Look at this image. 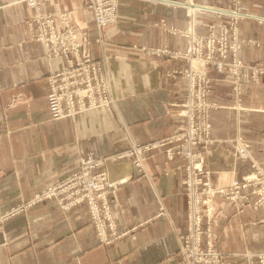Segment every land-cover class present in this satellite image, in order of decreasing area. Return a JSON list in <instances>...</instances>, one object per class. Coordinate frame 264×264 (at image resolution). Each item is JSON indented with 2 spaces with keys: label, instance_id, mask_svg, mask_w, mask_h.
Masks as SVG:
<instances>
[{
  "label": "crops",
  "instance_id": "1",
  "mask_svg": "<svg viewBox=\"0 0 264 264\" xmlns=\"http://www.w3.org/2000/svg\"><path fill=\"white\" fill-rule=\"evenodd\" d=\"M169 1L120 0L116 23L105 27L102 42L92 43L94 57L106 55L116 106L56 119L45 78L63 60L46 59L42 43L29 38L25 18L33 10L24 0H0V213L72 174L87 151L108 155L128 148L131 141L144 143L176 130L178 77L167 78L165 73L178 59L144 51L168 42L156 22L160 17L188 25L186 8ZM195 1L227 6L229 0ZM242 7L249 17L240 21L239 35L257 43L246 45L243 58L264 61V0H243ZM39 9L69 10L75 29L85 27L91 39L97 35L83 0H44ZM170 44L182 50L185 39L177 35ZM261 84L245 94L247 110H212L211 134L223 138L239 129L251 140L253 157L264 169ZM219 94L212 99L223 101ZM209 160L217 185L245 171L226 143H219ZM180 163L154 151L147 158V173L127 159L108 164L111 178L131 177L116 189L111 211L117 236L107 244L96 239L84 204L63 211L46 200L11 214L0 224V264H175L184 228L182 172L176 168ZM224 206L217 228L222 235L216 237L227 264H240L244 253L264 251V235H259L264 222L258 221V214L249 208L235 212L231 203Z\"/></svg>",
  "mask_w": 264,
  "mask_h": 264
},
{
  "label": "rangeland",
  "instance_id": "2",
  "mask_svg": "<svg viewBox=\"0 0 264 264\" xmlns=\"http://www.w3.org/2000/svg\"><path fill=\"white\" fill-rule=\"evenodd\" d=\"M42 1L44 0H40L38 5L31 7L28 5L27 1L24 0L25 5L33 10V14L25 18L28 36L30 39L42 43L46 59L49 60L54 57H60L63 60V64L59 69L51 71L46 76V86L48 76L65 67L64 72L65 76H67L69 85L67 84V81H62L60 84L67 85L68 88L73 91L71 95L74 97L76 102L82 101V104L85 105L86 103L93 101V104H91L92 107H86L84 110H79L77 113L73 114V116L69 117H74L77 114L95 108L115 107L116 98L112 95L111 78L108 72L106 55L101 54L98 57H94L92 53V43L102 42L104 39L103 30L108 24L102 29L98 30L93 20V26L97 31V35L92 39L88 36L87 29L85 27L81 29L76 28L77 30L73 27L76 39L82 41L83 43L82 47L85 50L83 55L88 57L87 60L89 62L87 64H82L79 63L78 60H75L73 63L68 64L67 58H70V56L66 58L63 54H58L55 49H50L49 53H47L46 47L44 45L45 37L40 38L41 32H31L28 27V21L30 18L34 17L33 15L35 10L39 11L43 15L49 14L42 13L40 11L39 5ZM173 1L174 0H170L169 2L173 4ZM119 2L120 0H118L116 17L114 21L109 24L116 23L117 21L118 10L120 6ZM192 2L196 3L195 6L200 8L212 6L216 8L237 11L245 15H235V17L230 13L223 14L202 9L189 11L186 6H183L186 8L184 9L188 19V25L186 27H181L180 25L173 22L169 23L164 17H160L156 21L158 25H161L162 35L167 39L168 42H165L162 47H149L144 51H146L147 55L155 56L162 53L169 55L173 59H178V65L170 68L168 72L165 73V77L167 78L171 76H173V78L178 77L176 89L179 99L175 102V106L177 108L176 130L168 135L159 137L157 139H152L144 143H136L131 141L128 148L116 153L97 156L92 152L87 151L82 154H90L95 158L99 157L101 159L115 157L114 159H118L117 161L127 159L134 169H138L144 173L146 172L145 169L147 168V158L152 155L154 151L161 152L168 161H173L175 159L181 160V163L177 165L176 168L180 169L182 172L181 183L183 187L182 196L184 207V228L181 232H179L178 235V249L175 264H189V262L192 260L190 257L187 258L180 256L179 240L180 236L183 233H186V229H188V209L185 182L190 181L195 188H199V185H196V174L198 173V168L201 170H209L210 181L213 185L218 187L227 186L233 178H240L244 174L250 172L254 167H257L264 172L260 161L253 157V144L251 140L248 139V137H246L239 129H234L229 136L223 138L213 137L211 134L212 110L223 108L228 109L236 114L240 111L247 110L250 107L246 105L247 103L244 97L245 94L252 87V85L256 88L262 85L261 83H264V61L247 62L244 60L242 55V51L245 47L251 46L252 44H257L252 39H243L239 35L240 21L248 18L249 16L246 15L249 14L242 7L243 0H229L227 6L198 3L195 0H192ZM83 4L86 7L85 0H83ZM58 11L60 13L67 12V14L63 13L64 15L57 14L55 16L54 28L60 30L62 29L61 20L67 19V21L70 22L68 18L70 11ZM57 12L51 14L55 15ZM55 21L59 22L60 25L56 26ZM233 26H235L234 31ZM177 35L185 39V47L182 50L175 49L170 44L172 39ZM225 39H227L226 42H224ZM80 61L84 60L80 58ZM86 72L88 75L91 74V76H82ZM77 89H82V93L77 94L75 92ZM218 92L220 93L219 95L223 96V101L218 102L212 99V95ZM204 120L206 123H204ZM201 128L208 129V139L199 136ZM189 134L194 135L193 137L199 136L197 138H193L194 140L191 148V156H187V151L189 149L188 145L189 142H191L190 138H192L188 137ZM152 143L163 144L151 148L146 146L151 145ZM219 143L228 144L232 155L242 164V166L245 167L244 172L239 175H233L228 180V182L223 185L214 184L212 181V168L210 167L209 160L214 149L217 148ZM165 145H167V147H165ZM122 154L129 156L122 157ZM117 161L113 163H116ZM197 163L201 164V166H196ZM67 177L61 180H64ZM126 177L127 181L131 176L126 175ZM126 181L122 184L126 183ZM57 182L47 184L41 190L36 191L33 195L42 194L46 187L55 185ZM122 184H119L116 188L120 187ZM33 195L30 198H32ZM107 199L109 201L112 199L111 193L108 194ZM44 201H46V199ZM116 201L117 196L115 194V199L111 201L108 208L110 218L101 217L100 221L103 228L105 227L106 233H108L106 238L107 240H102V238L98 237L99 234L98 230L96 229V222L89 214V205L86 201L81 202V204H84L87 208L89 224L94 231L96 239L100 243H110L113 238L117 236L111 211V205ZM215 201H217L219 204L218 207H215L211 213L212 237H214L213 245L217 251H220V255L222 256L224 264H227V256L224 255V253L218 247L216 237V235H222L220 231L217 232V228L220 225L222 214L227 210L226 207H228H225L224 205L231 203L235 212H242L245 208H249L258 214V221L262 222H264V209H253L252 207L245 204L241 207H238L237 204H234L229 200H224L220 196H215ZM97 206L99 209L101 208L102 200L97 201ZM74 207L75 206H71L66 209H61L58 206V208L63 211L71 210ZM202 220L205 221L206 216H203ZM202 227H204V225H202ZM111 231H113V234H111ZM259 235H264V232L260 233ZM261 253H264V251L244 253L240 264H264V257L257 256Z\"/></svg>",
  "mask_w": 264,
  "mask_h": 264
},
{
  "label": "built area",
  "instance_id": "3",
  "mask_svg": "<svg viewBox=\"0 0 264 264\" xmlns=\"http://www.w3.org/2000/svg\"><path fill=\"white\" fill-rule=\"evenodd\" d=\"M26 1L29 6L35 7V5L39 4L40 0ZM185 1L196 5L192 0ZM85 5L91 9L95 26L99 30L114 21L118 8V0H85ZM214 12L223 14L230 13L234 16L245 15L237 11L222 8H217ZM63 13L67 14V12L60 13L58 11L55 15L51 13L43 15L35 10L34 17L32 16L33 18H30L28 21V27L31 32H41L40 38L45 37L44 45L47 53H49L50 49H55L58 54L61 53L66 58L70 56V58H67L68 64L73 63L75 60H78L79 63L87 64L89 61L87 60L88 57L83 55L85 53L82 47L83 43L76 39L75 31L71 23L67 19H63L61 20L62 29L57 30L54 28L55 16ZM235 26H233V31ZM80 58L84 61H80ZM64 69L65 67L49 75L47 78L49 106L56 119L73 116L77 111L84 110L86 107H92L91 104H93V101L85 105L82 104V101L76 102L71 95L73 91L67 85L60 84L62 81H67ZM82 76L88 77L91 74L88 75L86 72ZM82 91V89H77L75 92L78 94L82 93ZM204 123H206L205 120ZM207 134V128L200 129L199 136L208 139ZM193 136L191 134L188 135V137L192 138H190L191 142L188 145L187 156H191L192 154L193 138L199 137ZM160 144L163 143H152L146 146L151 148ZM122 155V157L129 156ZM114 158L101 159L99 157L95 158L90 154L81 155L79 157L78 168L74 173L66 179L57 182L55 185L46 187L42 194L33 195L32 198L21 203L18 207L8 212L0 213V224L11 214L18 213L45 199L54 200L61 209L73 207L86 201L89 205V214L96 222L98 237L102 238V240H107L108 233H106L105 227L103 228L101 225V217L110 218L108 208L111 201L115 199L116 187L125 182L127 178L126 175L116 179L110 177L107 166L109 163L118 160ZM196 166H201V164L197 163ZM196 179V185H199V188H195L190 181L185 182L188 229H186V233L180 236V256L190 257L192 260L189 264H224L220 251H217L213 245L214 237H212L211 213L219 204L215 201V196L229 200L237 204L238 207L245 204L253 209H264V172L254 167L250 172L240 178H233L227 186L218 187L210 181L209 170H201L198 168ZM110 193L112 194V199L109 201L107 197ZM98 200H102L100 209L97 206ZM203 216H206L205 221L202 220ZM111 234H113V231H111ZM257 256L264 257V253L258 254Z\"/></svg>",
  "mask_w": 264,
  "mask_h": 264
},
{
  "label": "bare ground",
  "instance_id": "4",
  "mask_svg": "<svg viewBox=\"0 0 264 264\" xmlns=\"http://www.w3.org/2000/svg\"><path fill=\"white\" fill-rule=\"evenodd\" d=\"M173 2H174L173 5H175V6H186L189 11H194L196 9L215 11L217 9L216 7H212V6L211 7L207 6L206 8H200V7H196L192 3H189V2H186V1H181V0L180 1L174 0Z\"/></svg>",
  "mask_w": 264,
  "mask_h": 264
}]
</instances>
